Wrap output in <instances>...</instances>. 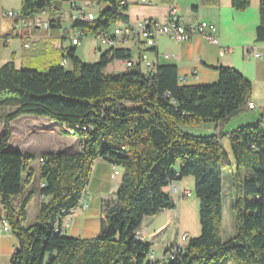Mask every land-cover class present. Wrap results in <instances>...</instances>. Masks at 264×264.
<instances>
[{
  "label": "trees",
  "instance_id": "16d2710c",
  "mask_svg": "<svg viewBox=\"0 0 264 264\" xmlns=\"http://www.w3.org/2000/svg\"><path fill=\"white\" fill-rule=\"evenodd\" d=\"M53 1L22 0L21 15L31 18ZM121 1L99 0L104 7L97 18L75 21L74 27H110L121 17ZM248 5L249 0H232L238 11ZM259 5L256 41L264 42V0ZM120 54L109 48L97 62L85 63L69 50L71 70L60 64L42 70L17 69L12 62L0 67V97L13 94L17 102L13 111L0 115V205L18 240L9 264H264V123L258 119L225 134L221 129L247 110L251 82L225 66L216 67L218 78L208 85L181 83L174 65H155L154 73L105 74V66ZM21 116L54 121L63 134L76 137L79 149L41 154L9 149V124ZM207 123L215 124L207 136L181 130ZM97 158L122 169L103 227L91 240L63 235L55 220L79 206ZM34 161L44 198L36 222L25 225L32 192L24 190L35 178ZM224 166L235 194L236 232L228 240L221 236ZM187 176L199 200L200 234L174 259L150 261L149 245L136 240L135 231L144 217L173 208L163 188Z\"/></svg>",
  "mask_w": 264,
  "mask_h": 264
},
{
  "label": "crops",
  "instance_id": "0c3cea01",
  "mask_svg": "<svg viewBox=\"0 0 264 264\" xmlns=\"http://www.w3.org/2000/svg\"><path fill=\"white\" fill-rule=\"evenodd\" d=\"M21 2L22 0H0V67L7 62H12L17 69L33 67L42 70L50 65L60 64L65 59L64 67L71 70L72 63L66 57L69 50L85 63L97 62L100 55L108 51L109 47L94 36L80 38L77 45L71 43V38L75 36L77 28L71 21L72 15L75 14L71 5L76 4L98 16L99 11L104 7L99 3V0H54L43 13L39 12L28 18L34 21L40 20L39 27L22 28L17 23L14 28L15 22L4 16V13L13 11L21 15ZM123 2L124 9L121 12V17L110 25V30L133 25L142 20L163 22L174 15V19L184 26H194L202 21L213 23L217 28L220 45L229 51L220 56L218 45L209 43L198 35L182 42H174L168 36H160L154 47H146L137 40H119V44L114 49L120 51L121 54L105 66L103 69L105 74H121L133 68L142 71L141 66L136 62L141 53H145L147 59L155 65L176 66L178 76L184 77L182 83L186 85L214 83L218 78L216 67H230L251 82L249 101L254 102L256 109L246 111H255L261 114L259 117L262 121L264 120V62L261 57L255 56V53L264 55V42L256 41V27L260 23L259 0H249V5L243 11L234 9L232 0H123ZM55 15L59 17V22L51 18ZM26 44L27 47H25ZM125 60H133L135 65L127 69L124 65ZM193 72H196V75H193ZM258 119L256 118V121ZM254 121L252 117L247 119L242 114H238L221 129L225 134ZM205 125L207 126L205 133L212 134L215 124H202L201 129ZM51 126L59 127V131L62 133L61 126L54 121L44 124V128ZM181 130L189 132L183 126ZM1 132L0 134H2ZM71 138L76 139L73 136ZM224 139L227 138L222 137L221 143ZM13 150L23 152L21 148ZM59 151L61 150L55 152ZM74 151H77V147L68 152ZM45 152L54 151L46 149L34 154ZM229 160L232 161L231 156ZM179 167L180 163L176 162L174 169L178 170ZM30 168L35 171L34 177L36 178L38 169H35L31 164ZM115 169L118 174L112 178L111 174ZM121 176L122 169L120 167L97 158L93 163L89 182L81 200L86 204V207L78 206L70 210L62 219L57 218L55 227H59L61 233L69 237L86 240L96 238L103 227L105 210L108 208L107 206L111 205L110 202L107 204V201L114 199L121 182ZM173 185L189 191L191 196L182 198L170 194V186L163 188V191L171 196L173 208L163 209L152 216L144 217L140 227L135 231V234L139 235L138 241L149 245V250L154 254L156 260L163 258L168 248L185 245L186 243L179 240L180 236H187L188 241L200 234L199 200L194 195L193 178L183 177ZM39 187L38 183L37 204H34L36 200L34 192L29 188V185L25 187V194L32 192L26 206L25 225H29L27 222L30 215H33L35 220L37 219L41 203ZM225 193L233 196L234 190L230 179L226 180V185L224 180L222 181L221 231L224 227ZM20 198L18 197L15 202ZM232 204L233 198L227 202L228 211H231ZM3 220L4 212L0 205V264H9L10 258L18 246V240L11 230L3 231Z\"/></svg>",
  "mask_w": 264,
  "mask_h": 264
},
{
  "label": "built area",
  "instance_id": "2783aa9c",
  "mask_svg": "<svg viewBox=\"0 0 264 264\" xmlns=\"http://www.w3.org/2000/svg\"><path fill=\"white\" fill-rule=\"evenodd\" d=\"M120 5H124V2L121 1ZM71 8L75 11V14L72 15L71 21L74 23L75 21H82L84 23H91L94 21L97 16L91 12L87 11L84 8L72 4ZM47 9V8H46ZM46 9L42 10L43 13ZM174 11V10H173ZM172 13L174 14V12ZM4 16L11 18L16 24H20L22 28H33V27H39L41 25L40 20L34 21L30 20L28 18L23 17L22 15H19L13 11H9L4 13ZM54 18L57 22H59L58 16L51 17ZM75 36L71 38V43L73 45H77L79 43L80 38L86 37V36H94L97 38L102 44L107 45L109 48H115L119 44V40H137L140 41L144 46L146 47H154L157 43V39L160 36H168L171 40L174 42H182L191 39L193 36H202L207 42L218 45L219 48V55L223 56L226 54L229 50L223 46L220 45L219 38L217 36V28L216 26L208 21H202L194 26H184L180 23H178L174 19V15L168 17L163 22L154 21V20H142L137 21L133 25H126L123 27H116L112 30L110 28H96L94 30L88 31L86 28H76ZM28 45L26 44L25 47ZM256 57H261L264 62V55H260L259 53H255ZM65 59H63L60 62V65H65ZM135 61L133 60H125L124 65L125 68L130 69L135 64ZM136 62L138 65L141 66V69L145 73H154L155 72V64H153L151 61H149L145 55V53L139 54ZM193 75H196V72H193ZM179 81L182 83L184 81V77H179ZM256 106L254 102L249 101L247 102V110H255ZM64 130H66L69 134H73V130L67 126L63 127ZM40 162H43V159H39ZM118 174V171L115 169L113 170L111 177L113 178ZM170 186V194L181 196L182 198H187L191 196V193L189 191H186L184 189H180L178 186L173 185V183L169 184ZM44 197L41 196V200ZM80 207H86V204L84 202H80ZM63 212V211H62ZM3 231H10V227L7 223V221L4 219L3 222ZM58 231V229H55V232ZM135 239H139V235L135 234ZM179 240L183 243H187V236L183 235L180 236ZM184 245H178L170 247L165 253L163 258L160 260H156L154 257V254L149 251L147 253L146 258L150 261H156L159 263H162L164 261H167V259H174L176 254L182 251V248Z\"/></svg>",
  "mask_w": 264,
  "mask_h": 264
},
{
  "label": "rangeland",
  "instance_id": "374dc122",
  "mask_svg": "<svg viewBox=\"0 0 264 264\" xmlns=\"http://www.w3.org/2000/svg\"><path fill=\"white\" fill-rule=\"evenodd\" d=\"M132 70H137V68H133L131 69V71ZM16 106H17V102L13 94L8 93L0 97V115L2 114L4 115L6 113H9L10 111H13L16 108ZM239 114H242V116H245L247 119L252 117L255 120L253 123L256 122V118L260 119L259 116L261 115L255 111H242ZM46 122H50V120L47 118H38L33 116H21L10 122L9 125L11 127L12 136L8 143L10 144L9 149L13 150L15 148H21L23 152H33V153H39L40 151L46 149H50L54 152L58 150L73 151L74 147H77V150L79 149L78 141H76V139L74 138H71L72 137L71 135H65L61 133L59 131V127L51 126L50 128H44V124ZM186 128L189 131L186 133L190 135H194V136L207 135L205 133L207 128L206 125L205 127H203V129H201V127H186ZM1 129H2V125H0V132ZM222 146L224 151L227 153V155L230 158L229 145L227 139L222 140ZM31 165L35 169H38L39 163L38 161H34L31 163ZM227 179H230L229 169L227 166H224L223 180L225 185ZM37 187H38V178H34L31 184L29 185V188L34 192V196L36 198L34 204L38 203ZM234 196H235L234 193L233 196L228 195L227 193H225L224 196V204H225L224 227L221 231V236L223 240H228L236 232L235 211L233 209V204L231 211L227 210V202L230 201L231 198H233V202H234ZM35 222L36 220L33 217V215H30L27 223L31 225ZM228 264H232V262Z\"/></svg>",
  "mask_w": 264,
  "mask_h": 264
}]
</instances>
